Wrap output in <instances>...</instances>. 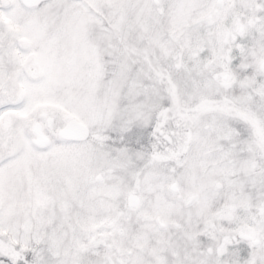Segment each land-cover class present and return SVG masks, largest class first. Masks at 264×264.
<instances>
[{
    "label": "snow or ice",
    "instance_id": "1",
    "mask_svg": "<svg viewBox=\"0 0 264 264\" xmlns=\"http://www.w3.org/2000/svg\"><path fill=\"white\" fill-rule=\"evenodd\" d=\"M0 264H264V0H0Z\"/></svg>",
    "mask_w": 264,
    "mask_h": 264
}]
</instances>
